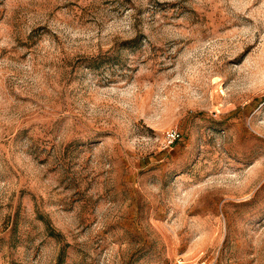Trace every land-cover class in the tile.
Returning a JSON list of instances; mask_svg holds the SVG:
<instances>
[{
    "label": "rangeland",
    "instance_id": "obj_1",
    "mask_svg": "<svg viewBox=\"0 0 264 264\" xmlns=\"http://www.w3.org/2000/svg\"><path fill=\"white\" fill-rule=\"evenodd\" d=\"M180 259L264 264V0H0V264Z\"/></svg>",
    "mask_w": 264,
    "mask_h": 264
},
{
    "label": "built area",
    "instance_id": "obj_2",
    "mask_svg": "<svg viewBox=\"0 0 264 264\" xmlns=\"http://www.w3.org/2000/svg\"><path fill=\"white\" fill-rule=\"evenodd\" d=\"M180 135H179V133L176 131V130H172V131H170L169 133H168V137H169V139H171V140H175V139H177L178 137H179ZM172 142V141H171ZM175 264H189V263H185V261L184 260H182V259H180V260H178L177 262H175Z\"/></svg>",
    "mask_w": 264,
    "mask_h": 264
}]
</instances>
